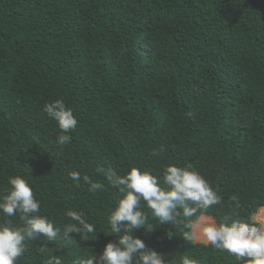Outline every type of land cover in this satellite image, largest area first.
Wrapping results in <instances>:
<instances>
[{
	"label": "trees",
	"instance_id": "trees-1",
	"mask_svg": "<svg viewBox=\"0 0 264 264\" xmlns=\"http://www.w3.org/2000/svg\"><path fill=\"white\" fill-rule=\"evenodd\" d=\"M56 99L78 120L62 147L43 111ZM169 165L191 166L221 202L161 225L141 201L147 221L133 235L166 264H243L184 234L205 213L230 223L264 210V0H0V198L22 175L54 227L72 222L68 210L95 227L88 241H26L16 264L102 252L118 239L108 217L122 193L97 168L137 167L162 184ZM85 175L104 188L89 191Z\"/></svg>",
	"mask_w": 264,
	"mask_h": 264
},
{
	"label": "clouds",
	"instance_id": "clouds-1",
	"mask_svg": "<svg viewBox=\"0 0 264 264\" xmlns=\"http://www.w3.org/2000/svg\"><path fill=\"white\" fill-rule=\"evenodd\" d=\"M43 111L58 124L60 134L56 143L61 147L71 143L68 133L78 124L73 110L63 100L56 99L45 103ZM97 172L110 184L119 187L122 193L108 217V234H116L118 239L107 242L102 252L74 261V264H166L163 253L146 246L141 238L133 235L147 221L146 214L141 210V201L146 202L152 215L161 225H165L179 223L178 217L181 216H196L201 209L207 210L210 206L219 204L222 199L191 166H166L162 184L158 176L137 167H132L124 175L103 167L97 168ZM69 176L73 181L81 179L78 171L70 172ZM82 179L87 182L91 192L104 188L102 183L93 181L87 175ZM8 183V193L0 198V215H18L22 224L17 226L0 223V264H16L26 250V241H34L41 236L48 241L60 237L70 240L73 233L79 234L81 240L88 241L89 234L95 232L94 225L87 221L83 213L74 210L65 212L72 222L66 224L61 231L46 217L38 215L40 201L34 197L28 180L22 175H13L8 178ZM185 227L196 229L208 244L232 254L237 260L243 261V264H264V215L259 212L252 221L234 219L230 223H217L210 217L200 215L196 220H189ZM146 229L152 232L155 227ZM164 238L172 239L173 232L166 231ZM184 239L192 242L194 235L187 232ZM47 264H61V260L49 259ZM182 264H198V261L184 257Z\"/></svg>",
	"mask_w": 264,
	"mask_h": 264
},
{
	"label": "rangeland",
	"instance_id": "rangeland-1",
	"mask_svg": "<svg viewBox=\"0 0 264 264\" xmlns=\"http://www.w3.org/2000/svg\"><path fill=\"white\" fill-rule=\"evenodd\" d=\"M257 213H258V211H257ZM256 213V214H257ZM256 214L254 215V218L256 219ZM261 215H264V210H262V212L260 213ZM203 216H205V217H210V218H212V219H214L217 223H219V221H218V219L216 218V217H214L212 214H207V213H205V214H202ZM193 235H194V241H200L201 243H203L205 246H207V245H210V244H208L206 241H205V238L202 236V235H200V234H198V232H197V230L196 229H193Z\"/></svg>",
	"mask_w": 264,
	"mask_h": 264
}]
</instances>
